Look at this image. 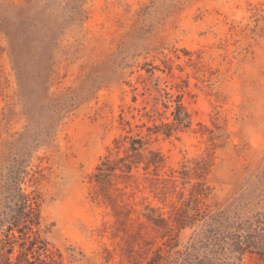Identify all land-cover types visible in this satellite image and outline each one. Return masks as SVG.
<instances>
[{"label":"rangeland","instance_id":"374dc122","mask_svg":"<svg viewBox=\"0 0 264 264\" xmlns=\"http://www.w3.org/2000/svg\"><path fill=\"white\" fill-rule=\"evenodd\" d=\"M192 192L264 264V0H0L6 264H147Z\"/></svg>","mask_w":264,"mask_h":264},{"label":"trees","instance_id":"16d2710c","mask_svg":"<svg viewBox=\"0 0 264 264\" xmlns=\"http://www.w3.org/2000/svg\"><path fill=\"white\" fill-rule=\"evenodd\" d=\"M198 192H192L191 196L184 201L185 207H179L176 212L174 213V223L176 227L181 230L188 225L196 224L199 221H202V224H205V230L203 231L202 237L198 240L195 238L189 245H186L184 248L177 249L179 246V242L172 237V234L169 233L172 229L167 231L169 237L163 244L164 247H160L154 255L150 258L147 264H216L211 256L208 254L201 255V248L206 247L208 241L211 240H226L227 235L229 234V230L227 232H223L225 235H221V233H217L220 226L226 224L225 220H221L217 215L209 214L205 210L199 207L200 200L198 198ZM17 210L15 218L21 219L22 217H26L33 213V207L27 204V198L24 194L20 193L18 195V200L16 203ZM16 220V219H15ZM225 221V222H224ZM216 222L218 225H215ZM231 226V225H229ZM239 227V226H238ZM237 227V230H239ZM225 229V228H224ZM231 229V228H229ZM221 231V229H219ZM218 234V235H217ZM167 235V234H166ZM217 235V236H216ZM223 236V237H222ZM252 235H245L243 234H236V240H251ZM242 239H239L241 238ZM15 236H10L9 233L5 234V238L0 240H14ZM264 240V236L260 238ZM12 243V242H9ZM234 245V250H237L239 254L238 258L241 259V255L244 251L251 247V244H245V248L242 246L237 247L236 244ZM5 247L10 246L6 252L12 251L13 244H5ZM11 249V250H10ZM10 262L9 256L2 252L0 253V264H6Z\"/></svg>","mask_w":264,"mask_h":264}]
</instances>
